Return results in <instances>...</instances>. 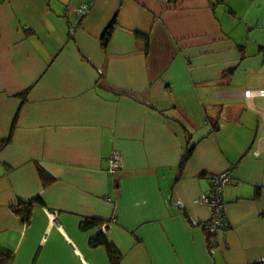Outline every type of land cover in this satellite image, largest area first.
<instances>
[{
	"label": "crops",
	"instance_id": "obj_1",
	"mask_svg": "<svg viewBox=\"0 0 264 264\" xmlns=\"http://www.w3.org/2000/svg\"><path fill=\"white\" fill-rule=\"evenodd\" d=\"M261 88L264 0H0L8 264H264Z\"/></svg>",
	"mask_w": 264,
	"mask_h": 264
},
{
	"label": "built area",
	"instance_id": "obj_2",
	"mask_svg": "<svg viewBox=\"0 0 264 264\" xmlns=\"http://www.w3.org/2000/svg\"><path fill=\"white\" fill-rule=\"evenodd\" d=\"M90 3L83 2L76 8V13L79 16H83L89 10ZM253 94L264 95V88L256 90H245L244 95L246 97ZM121 154L119 152L113 153L109 159L110 170L115 169L121 163ZM230 170L226 169L217 173L211 174V187L209 191L201 193L195 198V202L201 205H206L210 209V217L206 221V228L209 234H211V247L210 251H214V246L225 234L227 227L223 223L225 202L223 199V189L230 181Z\"/></svg>",
	"mask_w": 264,
	"mask_h": 264
},
{
	"label": "trees",
	"instance_id": "obj_3",
	"mask_svg": "<svg viewBox=\"0 0 264 264\" xmlns=\"http://www.w3.org/2000/svg\"><path fill=\"white\" fill-rule=\"evenodd\" d=\"M108 29L109 28H106L104 30V34L102 36L103 37V41H107V39L109 37V30ZM190 153H191V149L190 148H188L184 152V154L181 157V161H180V164L181 165H183V163L188 159V157L190 156ZM14 211L18 212V208L14 207ZM210 236H211V234H210ZM10 256H11V253L10 252H8V251L0 248V264H8L9 263Z\"/></svg>",
	"mask_w": 264,
	"mask_h": 264
}]
</instances>
